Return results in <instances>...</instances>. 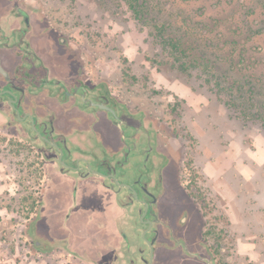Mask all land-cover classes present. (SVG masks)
<instances>
[{"label":"rangeland","instance_id":"374dc122","mask_svg":"<svg viewBox=\"0 0 264 264\" xmlns=\"http://www.w3.org/2000/svg\"><path fill=\"white\" fill-rule=\"evenodd\" d=\"M28 1L49 29L39 37L82 46L92 72L164 125L173 141L163 147L164 189L182 193L180 168L209 192L221 262L264 264V0H138V16L129 0ZM160 25L179 46L165 43ZM9 137L0 124V264H84L49 239L44 213L62 217L64 180L41 177V166L19 156L7 160ZM28 192L37 208L16 200Z\"/></svg>","mask_w":264,"mask_h":264},{"label":"flooded vegetation","instance_id":"af4514ba","mask_svg":"<svg viewBox=\"0 0 264 264\" xmlns=\"http://www.w3.org/2000/svg\"><path fill=\"white\" fill-rule=\"evenodd\" d=\"M38 8L28 0H0V124L16 137L6 140L7 160L34 162L41 177L63 179L59 184L68 188L63 220L44 213L51 242L84 264H222L209 192L179 167L182 193L164 189L169 158L163 147L173 142L163 138L164 125L116 90L117 81L92 72L82 46L39 37L49 29L39 28ZM88 178L112 194L103 221H91L104 211L101 202H78V183ZM31 193L16 200L37 208L40 200Z\"/></svg>","mask_w":264,"mask_h":264},{"label":"crops","instance_id":"0c3cea01","mask_svg":"<svg viewBox=\"0 0 264 264\" xmlns=\"http://www.w3.org/2000/svg\"><path fill=\"white\" fill-rule=\"evenodd\" d=\"M111 134V133H109ZM99 181H97V179H92V178H88L85 180H81L78 184H79V196L78 197V202L80 201V203L82 202V199L85 200V204L88 205H92V204H100V202L102 203V207L101 209H103L104 211H98L97 213H95L91 219V221L95 222L96 220H104L106 218L107 214L106 210L111 208V205H113V197L112 194L109 190H107L106 188L102 187L99 183ZM68 183L65 182V185Z\"/></svg>","mask_w":264,"mask_h":264},{"label":"trees","instance_id":"16d2710c","mask_svg":"<svg viewBox=\"0 0 264 264\" xmlns=\"http://www.w3.org/2000/svg\"><path fill=\"white\" fill-rule=\"evenodd\" d=\"M129 4H130V7L132 8V10H133V12L135 13V15L136 16H138V15H145V5H144V3L142 2H138V0H129ZM158 30V33H159V35H160V37L162 38V39H165V43L168 45V46H172L173 48H176V46H179V43H178V41L177 40H174L172 37H166V35H165V32H166V26H164V25H160V26H158V28H157ZM242 86L240 85V90L242 89L241 88ZM252 88H250V90H249V92H252ZM217 247H218V245H217ZM222 264H224L223 262H222Z\"/></svg>","mask_w":264,"mask_h":264},{"label":"water","instance_id":"95a60500","mask_svg":"<svg viewBox=\"0 0 264 264\" xmlns=\"http://www.w3.org/2000/svg\"><path fill=\"white\" fill-rule=\"evenodd\" d=\"M115 181L117 182V180L115 179Z\"/></svg>","mask_w":264,"mask_h":264}]
</instances>
